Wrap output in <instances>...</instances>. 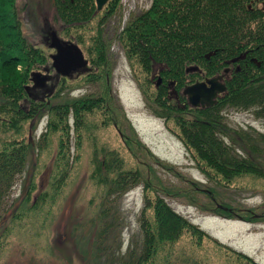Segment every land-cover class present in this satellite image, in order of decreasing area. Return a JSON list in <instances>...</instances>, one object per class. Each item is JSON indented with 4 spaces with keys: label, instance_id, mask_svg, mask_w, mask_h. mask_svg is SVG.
Masks as SVG:
<instances>
[{
    "label": "rangeland",
    "instance_id": "374dc122",
    "mask_svg": "<svg viewBox=\"0 0 264 264\" xmlns=\"http://www.w3.org/2000/svg\"><path fill=\"white\" fill-rule=\"evenodd\" d=\"M108 1L97 9L94 0L91 18L82 25L67 27L58 17L53 0H17L23 33L45 56L40 66L31 69L20 104L25 110L42 105L44 112L27 119L20 134L12 130L3 132L5 139L18 136L19 140L29 141L32 150L9 194L0 199V264H111L107 259L109 253L97 257L96 247L101 244V237L97 240L93 234L105 203L103 187L95 179L94 157L100 160L104 152L110 151L123 160L125 169L136 170L139 176L137 183L114 205L117 224L107 241L113 257L128 249L139 251L146 199L152 201L158 195L176 213L225 245L217 246L209 239L197 245L195 237L183 235L177 245L185 246L187 257L193 250L192 259L189 257V262L187 257L182 262L175 259L173 264L195 261L198 264H264V179L241 175L230 183L222 180L216 183L199 169L177 130L174 131L173 123L158 116L156 106L149 99L160 78L147 84L145 72L128 59L120 40L127 22L147 10L152 0H118L114 7L107 5ZM99 28L105 46L104 71L96 65L91 53V41ZM47 29L52 30L59 42L57 36L78 45L85 60L82 64L89 68L78 71L81 75L77 77L64 75L65 79L63 76L58 79L55 74H64L66 69L56 73L54 47L44 41ZM228 68L211 77L221 87ZM68 70L75 72V68ZM197 82L200 81L191 85ZM224 91L222 87L213 100ZM98 95H107L117 124L110 115L96 109L85 115L81 130L74 128L70 113L68 137L61 131L48 132L49 112L45 101L51 105L60 99ZM223 116L232 128L251 127L264 134V118H256L250 110L227 108ZM61 137L68 145L66 165L57 160ZM60 168H67L68 176L56 188L58 177L55 176L59 175ZM147 185L154 190L150 194H146ZM208 193L217 204L233 208L235 214L218 211ZM250 213L258 218H252Z\"/></svg>",
    "mask_w": 264,
    "mask_h": 264
},
{
    "label": "trees",
    "instance_id": "16d2710c",
    "mask_svg": "<svg viewBox=\"0 0 264 264\" xmlns=\"http://www.w3.org/2000/svg\"><path fill=\"white\" fill-rule=\"evenodd\" d=\"M53 1L58 17L67 27L84 24L95 9L94 0ZM117 1L109 0L107 5L114 7ZM121 31L120 40L128 59L145 72V82L151 85L154 78H160L149 96L156 106L155 112L173 123L174 131L177 130L208 179L216 183L221 180L230 183L241 175L264 179V134L251 127L232 128L223 116L224 109L234 108L250 110L256 118H264V0H152L150 7L127 22ZM91 42L94 61L104 71L105 46L100 39V28ZM44 57L23 33L17 0H0V199L9 194L32 150L29 141L19 140L18 136L5 139L3 132L12 130L20 134L27 119L43 114L42 105L25 110L20 103L31 69L40 66ZM225 68L229 69L223 80L225 91L212 105L190 106L183 93L185 85L211 78ZM106 96L60 99L51 105L45 101L49 112L48 132L61 131L68 137L69 114L73 115L74 128L81 130L85 115L96 109L110 115L117 124ZM64 140L62 137L59 140L57 160L66 165L68 145ZM103 154L100 160L94 157L95 179L103 187L105 202L93 233L97 240L101 237V244L96 247L97 257L107 252L111 264H173L175 259L182 262L187 251L177 243L187 234L195 237L197 245L209 239L225 247L156 195L152 201L146 199L139 251L128 249L113 257L107 241L117 224L114 205L137 183L139 176L136 170L125 169L123 160L114 152ZM67 176V168H60L55 176L58 177L56 188L63 185ZM146 188V194L154 191L149 185ZM211 200L218 211L235 214L233 208L217 204L212 197ZM229 252L248 258L231 249Z\"/></svg>",
    "mask_w": 264,
    "mask_h": 264
},
{
    "label": "water",
    "instance_id": "95a60500",
    "mask_svg": "<svg viewBox=\"0 0 264 264\" xmlns=\"http://www.w3.org/2000/svg\"><path fill=\"white\" fill-rule=\"evenodd\" d=\"M107 1L108 0H95L97 9H101ZM65 45L55 39L53 46L57 49V53L53 55V65L56 69H58V65L62 64L71 65L76 64V62H80V64L85 63L78 45L72 42H68ZM32 76H34V74ZM222 87L224 89L225 86L223 85ZM222 87L216 82V79L207 78L205 81L188 86L185 88L184 93L188 96V100L192 106L203 105L204 102H207V105H212L216 92L222 90Z\"/></svg>",
    "mask_w": 264,
    "mask_h": 264
},
{
    "label": "flooded vegetation",
    "instance_id": "af4514ba",
    "mask_svg": "<svg viewBox=\"0 0 264 264\" xmlns=\"http://www.w3.org/2000/svg\"><path fill=\"white\" fill-rule=\"evenodd\" d=\"M57 37H58V39H60L61 43L64 44V45L67 44L68 42H72L70 39H64V38H61L60 36H57ZM44 41H45V43L50 44V47L54 45V43H55V34L52 32V30H48V29L46 30V34L44 35ZM54 50L55 51L52 52L53 55H55L57 53V49L55 47H54ZM62 68L66 69L65 70L66 72L64 74H55V76H57L58 79H61V76H63V78L65 79L64 75L65 76H71V77H73V76L77 77V76L81 75V73H78V71H81V70L89 68V67L85 66V64H80V62H78V63L76 62V64H71V65L62 64V65H58V69H56V73H57V71H59V73H62V70H63ZM74 68H75V72H73V73H71V70L70 71L68 70V69H74ZM224 75H226V70H225V74ZM206 79L207 78L199 80V81L202 82V81H205ZM195 81H197V80H195ZM195 81H189V83L186 84L185 87L190 85V84H192Z\"/></svg>",
    "mask_w": 264,
    "mask_h": 264
}]
</instances>
